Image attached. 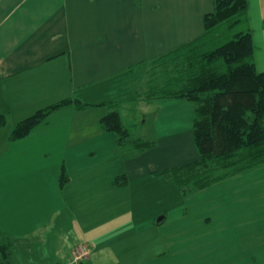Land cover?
<instances>
[{
	"label": "crops",
	"instance_id": "obj_1",
	"mask_svg": "<svg viewBox=\"0 0 264 264\" xmlns=\"http://www.w3.org/2000/svg\"><path fill=\"white\" fill-rule=\"evenodd\" d=\"M246 1L264 72V0ZM212 9V0H0V231L17 264L31 260L17 254L30 246L42 247L36 264H264V163L178 187L167 173L195 160L193 104L148 99L132 69L200 36ZM66 99L88 106L58 108L9 139ZM110 103L149 147L118 148L102 131ZM78 245L88 248L81 263Z\"/></svg>",
	"mask_w": 264,
	"mask_h": 264
},
{
	"label": "trees",
	"instance_id": "obj_2",
	"mask_svg": "<svg viewBox=\"0 0 264 264\" xmlns=\"http://www.w3.org/2000/svg\"><path fill=\"white\" fill-rule=\"evenodd\" d=\"M212 5V11L203 16L200 36L152 65L140 63L132 67L139 76L148 65L154 72L163 67L160 76L142 80L148 99L181 98L193 104L195 160L167 173L181 189H201L229 176L234 169L239 172L264 163V72L254 68L251 32L246 24L247 1L212 0ZM227 32L232 35L229 37ZM69 104L77 109L88 106L66 99L45 107L18 122L9 139L24 137L54 110ZM106 106L109 112L100 119V128L115 133L118 148L142 150L151 145L134 137L114 104ZM3 122L0 117V125ZM218 169L229 172L211 176ZM65 179L61 170L60 184ZM119 179L115 183L125 182ZM0 264H17L13 240L2 231Z\"/></svg>",
	"mask_w": 264,
	"mask_h": 264
},
{
	"label": "rangeland",
	"instance_id": "obj_3",
	"mask_svg": "<svg viewBox=\"0 0 264 264\" xmlns=\"http://www.w3.org/2000/svg\"><path fill=\"white\" fill-rule=\"evenodd\" d=\"M169 22H170V25L172 24L174 27H179L181 25V21L179 20V18H173L171 21L169 20L168 23ZM246 24H247V27H248V21H246ZM227 35L230 37L232 35V32H227ZM170 67H171V65H170ZM150 68L151 67L148 65L147 67H145V69L140 70V72L142 71V76H144L145 78H151L153 76H157L158 77V76H160L161 70L163 69V67H160V68L158 67L157 68V72H154L153 69H150ZM166 69L168 70V68H166ZM140 72H138V73H140ZM147 81H149V80H147ZM235 167H237V166H235ZM231 169H234V168L231 167ZM233 171H235V169ZM233 171H231V172H233ZM201 172H203V170H201ZM222 172H229V170L228 171H223L222 169H218L216 174H212L211 176L215 177L217 174H223ZM205 176H206V174H205ZM32 216L27 221H29V222L32 221L31 225L34 227V226L38 225L39 221L36 218L35 214H33ZM26 251L21 248V250L19 251V253L17 252V254H19V255L20 254L30 255L31 260L26 259L25 261H22V262L19 261L18 263L19 264H36V263H38V258H39L40 255H42V247L41 246H30V252L29 251L26 252Z\"/></svg>",
	"mask_w": 264,
	"mask_h": 264
},
{
	"label": "built area",
	"instance_id": "obj_4",
	"mask_svg": "<svg viewBox=\"0 0 264 264\" xmlns=\"http://www.w3.org/2000/svg\"><path fill=\"white\" fill-rule=\"evenodd\" d=\"M88 248L84 245L75 246L73 250V257L76 262H81L86 258Z\"/></svg>",
	"mask_w": 264,
	"mask_h": 264
}]
</instances>
